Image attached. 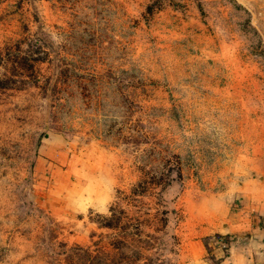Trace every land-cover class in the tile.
Listing matches in <instances>:
<instances>
[{"label": "rangeland", "instance_id": "1", "mask_svg": "<svg viewBox=\"0 0 264 264\" xmlns=\"http://www.w3.org/2000/svg\"><path fill=\"white\" fill-rule=\"evenodd\" d=\"M0 81V264H264V0H0Z\"/></svg>", "mask_w": 264, "mask_h": 264}, {"label": "crops", "instance_id": "2", "mask_svg": "<svg viewBox=\"0 0 264 264\" xmlns=\"http://www.w3.org/2000/svg\"><path fill=\"white\" fill-rule=\"evenodd\" d=\"M240 217H242L240 215ZM222 220H219V222H217V226L215 229H212V233L213 232H220V233H238L241 234V232H246V237H248L249 235L253 237L252 235V229L254 228V222L251 219H248L246 221L240 220L239 218H231L228 219L227 224L223 227L221 224ZM220 226V227H219ZM244 228H246L245 230H243ZM240 237V236H239ZM239 237H235L234 239V243L233 246L235 245H239V241L240 238ZM244 243H246L247 241H243Z\"/></svg>", "mask_w": 264, "mask_h": 264}, {"label": "trees", "instance_id": "3", "mask_svg": "<svg viewBox=\"0 0 264 264\" xmlns=\"http://www.w3.org/2000/svg\"><path fill=\"white\" fill-rule=\"evenodd\" d=\"M0 83H3L2 81H0ZM102 219L104 220L102 223L105 224L106 226L112 227V226H122V224H120V219L121 216L120 214L116 213V210H113L110 215L108 216H103ZM120 224V225H119ZM226 238V237H225ZM227 239V238H226ZM137 253H140V251L138 250ZM100 264V261H98ZM89 264H93V262H90Z\"/></svg>", "mask_w": 264, "mask_h": 264}]
</instances>
